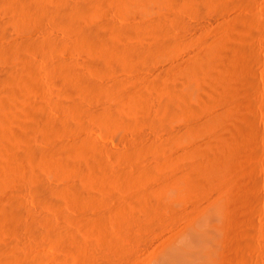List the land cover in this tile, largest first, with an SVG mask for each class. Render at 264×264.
Returning <instances> with one entry per match:
<instances>
[{
    "label": "rangeland",
    "instance_id": "374dc122",
    "mask_svg": "<svg viewBox=\"0 0 264 264\" xmlns=\"http://www.w3.org/2000/svg\"><path fill=\"white\" fill-rule=\"evenodd\" d=\"M43 1L47 5L50 3V0ZM76 1L73 0L72 3L69 0L68 2L69 4H74ZM106 1L101 0L99 3H97V0L95 1L96 4L93 5L94 9L91 11L94 15H87V19L89 18L88 22L93 23V25L96 23H98L96 25H99L100 23L101 26V21H105V24L109 20L112 25L110 24L107 29L115 24H117L115 25L117 27L123 25L122 27L126 28L131 20H129L128 14L124 11V6L122 7L116 1H110V3ZM54 2L55 0L48 6L53 5V7H56L59 1H56L57 3ZM229 2L231 3L228 4ZM113 3L114 5L112 6ZM220 3L216 2V6L212 4L196 7L193 3L181 1L179 3L181 7L178 6L174 10L176 13L168 12V17L167 12L164 11L165 7L159 8L163 12L159 11L158 7L150 6L147 8L145 15L142 16L143 18L141 17V20L139 18V20L134 21V25H136L134 28L139 27L136 31H140L141 22L154 19L159 13H164L166 22V31L164 33H167L164 36H169L170 40L173 39V41L165 37V39L167 38L165 45L169 43L165 47L170 52H167L164 48L165 51H162L160 55L150 57L152 60L139 57L140 60L137 57V61L135 58L131 59L134 61L129 60V58L126 60V55L123 52L118 53L119 55L116 53V56L121 55L120 57H115V53L111 55L113 53L111 51L114 49L110 50V54L107 53L108 50L100 53L103 50L97 49L98 47L96 48L97 51H93L89 45V47H85L86 43L82 44L83 41L80 42L79 37L72 36L70 32H64L66 30L56 27L52 19H48L42 24L37 21H27V24L25 21H19L20 23L18 24V20H10L11 14L9 10L13 8L8 10V8L5 9V6L1 5L0 17L2 19L0 18V20L2 22L0 21V25L2 26H0V43L2 44L0 46L7 47L5 43L14 46L22 40L29 42L31 37L32 48L37 43L35 44L36 49H27L23 55H26V52L27 54L29 53L28 57L33 61L28 62L30 59L26 58L27 65V63L23 62L25 59H21L25 69L31 64V66H36L32 67L35 70L37 69L38 72L36 71L37 74L34 72L37 76L33 75V77L36 76V79L32 78L34 81H32L33 85L36 84L35 86L32 85L34 88L28 87L29 82L25 83L28 89L22 87L24 82L22 83L20 79L21 84L16 79L11 80V83L8 81L10 79L4 80L6 82L2 84H7V87L2 85L3 89L2 87L0 88V109L4 110V112L0 111V118L2 117L0 122L2 120L3 124L6 121L3 126L6 128L7 133L9 129L6 126L15 124L13 131L16 134L15 136L18 135L17 137L12 135L15 138L9 136L12 130V126L10 127L9 125L8 128H11V130H9L8 134L4 135L5 130H0L1 132L3 131V134L0 133L2 135L0 140L3 139L4 141L5 137L9 136L6 137V141L0 142V150H2L0 151V164H2L0 166H3L0 169L2 168V174L6 175L2 176L0 170V209H2L0 211L4 212V215H0V229L5 230L4 232L0 230V264H162V262L163 264H264V0H224V2L222 0ZM220 7L223 8L220 9ZM105 9H108L106 14ZM2 11L7 12L3 14ZM202 11L204 12L202 13ZM101 12H103L106 19H101L104 16ZM176 16L179 17V22ZM94 17H96L95 20L93 19ZM124 18L126 20H123ZM29 23L32 30L29 29ZM123 23H126V26ZM3 24H5V27ZM138 24L139 26H137ZM3 28H5L4 31ZM24 28L26 29L23 32L22 29ZM37 28H39V33L36 31ZM33 29L36 32H33ZM140 32L138 33L140 36H137L138 34L136 33L138 38L133 34L134 36L131 35V38L129 37L130 40L123 38V42L125 41L124 43L127 45L129 41L133 39L135 41L137 38L136 44L131 41L132 44L129 43L132 46H128L143 47L142 42L139 41L143 40L145 41L143 43H146V40H144L145 38L142 39L143 37L140 39L141 36H144ZM50 37L52 39L56 38V40L59 39L60 43L58 42L56 46L53 45L50 43L52 42ZM72 38L75 42L72 41ZM33 39L35 43H33ZM167 40L174 44H170ZM39 41L41 43L44 41L46 44H39ZM12 42L15 44H10ZM123 42L122 44H124ZM75 43L78 45H75ZM229 43H231V46ZM168 46L171 48L169 47L168 49ZM54 47L55 49H53ZM123 47H126L125 44ZM208 52L219 55L223 69L221 68L217 72L207 65L204 56ZM100 54H103V57L105 54H109V56H105L107 60L102 57L104 63L115 64L113 65L114 69H112L114 72L111 71L110 75H103L105 74L103 73L104 71L99 69L102 59L99 60L101 61L99 63L96 58ZM122 55L124 56L122 57ZM200 56L203 58L201 57L200 59ZM2 57L0 55V75L8 76V73L12 75V73L15 74L18 73L17 71H22V62V66H20V63L13 61L10 63L9 59L5 57L6 61H4L5 58L3 55ZM123 58L124 60H122ZM144 59L145 61H143ZM47 60L55 63L65 62V60V63H67L68 61L69 64H73L79 71H83L81 73H83L85 80L93 81V84L97 82L96 85L100 82L101 87H105L104 89L107 87L109 89L114 84L111 89L116 87V91L119 90L117 95L127 94L125 101L123 100L122 102L124 106L116 108V103H114L111 95V97L104 95L99 99L89 93L87 95V90H83V92L78 90L76 94L75 92H67L61 83L51 81V73L49 74L48 71L51 72L56 64L50 62V71V68H48L49 61L47 62ZM197 64L199 65L197 66ZM14 65L16 67H13ZM53 65L54 67H52ZM89 65L92 67H89ZM188 65L191 66L188 67ZM203 66L208 68V71H206L209 72L210 76V73H212L208 82L201 80V72L198 74L200 70L197 71ZM192 69H195V71ZM171 70L173 71L171 72ZM111 74L114 75H112L114 78H111ZM216 74L218 75L215 77ZM109 79L111 80L109 81ZM14 81L15 83L16 81L18 82L16 84L17 88L14 87ZM8 82L11 86L10 84L8 85ZM12 82L14 86H12ZM164 83L165 85H163ZM19 84L21 86L18 87ZM170 84L172 87H170ZM137 85L139 86L137 87ZM9 86L12 88L10 89ZM120 88L122 89L121 93ZM167 88H171L170 90L174 93L172 91L170 93ZM3 91H5V94L2 93ZM26 91H28L27 94ZM230 91L233 92L231 93ZM66 93L70 96H67ZM177 93L179 97L181 95L180 98H178ZM81 94L83 95L81 96ZM171 94L174 95V98ZM185 94L186 98H182L185 97ZM2 96L4 98H1ZM9 96L12 97L9 98ZM22 96L24 97L22 98ZM70 97L73 101L78 99L80 107L77 102L73 103ZM131 97L132 99H130ZM211 98H213V102ZM6 99H9L8 102L13 101V106L16 107L18 105L17 113L15 114L17 121L14 119L13 122H7L8 113L5 111H7V105H11V103L8 104ZM2 100L5 103H2ZM204 101L207 102L203 103ZM71 102L73 105H77V107L74 105L76 109H73L75 107H72ZM182 102L185 103L183 104L184 106L187 105L185 108H183ZM210 102L212 103L210 104ZM6 103L7 105L3 107V104ZM107 103L111 104L108 105ZM69 105L71 108H69ZM170 105L173 106L171 107ZM81 106L83 107L81 108ZM78 107L80 110L77 109ZM109 107L112 113H118V109L122 108L121 116L119 114L118 116L117 113H114L115 116L111 114L114 120H111L112 124H110L109 120L112 117L107 119L110 122L109 124L104 122L106 118L103 112L108 111ZM197 108L201 110L199 109V111ZM172 109L175 111H172ZM78 110L85 111V113ZM33 112L44 115L45 125L42 124L43 121L37 124L39 121L35 119L36 117L34 118L35 115L32 116ZM72 116L75 117L72 119ZM139 116L141 118L145 116L146 120H141ZM169 116L170 118H167ZM132 118L135 120L138 118L139 120L137 119L138 121L136 120V122L141 123H136ZM130 119L134 121V125L133 123L131 124ZM45 120H50L49 124ZM101 120L103 123H101ZM17 122L19 125H17ZM22 122H25L26 127ZM113 122L117 124L113 125ZM46 123L47 125L54 124L53 128L51 127V129L48 126L50 130H47ZM118 123H123V125ZM40 128L43 129L41 130ZM55 129L60 130L54 132ZM24 130H27L26 133ZM51 130H53L52 133H50ZM12 139L15 140L13 141ZM24 139L29 142H23ZM12 141L14 144L19 143L15 146ZM11 142L14 146H12ZM80 142H83L86 146L88 145L87 148L89 149L94 146L93 150H97V158L90 159L89 157L83 158L81 156L83 158L81 162L79 157L77 160V157L73 156L76 159L74 160L75 162L71 161V166L69 164V167L64 165L63 169L62 166L57 167L56 165L54 169L55 164L52 167V162L45 160V158L43 159V155H40H46L49 152L53 154L57 149V151H63L64 148V150H70L69 144L70 147L74 146L77 149L80 147ZM24 145L29 150L27 148V150L25 148H23V151L22 148L19 150ZM91 145L92 147H90ZM9 148L12 151L17 148L19 153L27 158V160L21 159L18 161V163L20 162L19 165L22 162L25 168L22 164L20 167L18 166L19 169L16 168L18 170L15 169L14 171L15 173L17 172V176L14 172L9 171V165H7L11 154ZM71 148L72 151L75 150L73 147ZM22 152L24 153L22 154ZM2 160L5 161L2 162ZM41 161L43 165L40 163ZM78 163L81 165H77ZM37 164L40 165L38 166ZM72 165L75 166L73 167ZM4 167L8 169L5 170ZM93 169L95 170L94 172L92 171ZM39 171H42V173H39ZM33 173L35 174L32 177ZM94 176L100 178L98 182L96 181L98 179L96 178L95 180ZM102 177L105 178L103 179ZM22 178L23 180H20ZM92 178L93 180H91ZM31 179H33V183H31ZM40 179L44 181L43 183L46 184V187L51 189V194L53 193V196L51 195L52 199H44V201L41 198L38 200L36 197L35 186H33L35 185L34 180L38 183ZM101 180L102 182H100ZM91 185L92 188L90 187L89 189L88 186ZM52 190H56V193ZM62 190L66 191H64L65 194L68 193L66 194L67 196L63 194ZM165 193L168 194L165 196ZM58 194L61 195H59V199ZM137 200L145 204H138ZM149 201L150 203H148ZM50 203H53V205H50ZM166 207H169V210ZM11 209L16 211L15 217L18 215L20 217L18 216L14 219V212ZM9 210L12 211V215ZM15 220L19 221L16 222ZM66 238H69L67 240L69 242L64 240ZM179 239L183 240L184 246L182 249L179 247L181 243ZM67 243L69 248L65 246Z\"/></svg>",
    "mask_w": 264,
    "mask_h": 264
},
{
    "label": "bare ground",
    "instance_id": "6f19581e",
    "mask_svg": "<svg viewBox=\"0 0 264 264\" xmlns=\"http://www.w3.org/2000/svg\"><path fill=\"white\" fill-rule=\"evenodd\" d=\"M52 1H54V0H50V3H48V5L50 4L51 5V2ZM56 1H59L58 2V4L56 5V7L54 8L53 7V5L52 6H48L47 5V3L46 2H44L43 0H0V7H2V6H5V9L6 8H8V10H9V8L11 9V8H13L12 10H9V12H10V20H12V21H17L18 22V24L20 23L19 21H25L26 22V24L29 22V21H31V22H35V21H37V22H39L40 24H42V23H44L45 21H47L48 19H52L55 23H53V24H55L56 25V27L58 26V27H60L61 29H64V30H66V31H64V32H70L71 34H72V36L74 35V36H76L78 39H80V42L81 41H83L82 42V44H84V43H86V45H85V47H91L92 48V50L93 51H97L96 50V48L97 49H101V50H103L102 52H100V51H98V52H100V53H103V52H107L106 50H108V52L107 53H111V52H113V53H111V55L112 54H114V56L115 57H120V56H116L118 53L120 54V52H123L124 53V55H126L125 57L127 58L126 60H128V58H129V60H131V59H136L137 57H138V59H142V58H149L150 60H152L150 57H153V56H155V55H157L158 56V54L160 55L161 54V52L162 51H165L166 49H167V47H165V46H167V45H165V42H166V39H165V37H168V39L170 40V37L169 36H164V34H167V33H164L166 30V27H165V24H166V22H165V14L164 13H157L158 15L154 18V19H150V20H145L144 22H141L142 24H141V29H140V33H142L141 35H144V36H141L140 37V39L142 38V39H144V40H146V43H143V42H145V41H139V42H142V45H143V47H141V48H135L136 47V45H134L135 47H129V46H132L131 44L133 43H135L136 42V39L138 38L137 36H140V34H138L139 32H137L136 31V29H138L139 27H137V28H134V26H136V25H134L135 24V20H139V18H140V20H141V17L143 16V15H145V13H146V10H147V8H149L150 6H152V7H158L157 9L159 10V8L160 7H165L164 8V11L165 12H167V17L169 16L168 15V12L170 13L171 11L172 12H174V10L178 7V6H180L181 4H179L181 1L182 2H185V3H193V4H195L196 5V7L198 6H200V7H204L205 5H212V4H215L216 2H221L222 0H107L106 2H109L110 3V1H116L117 3H119V5L121 4L122 5V7L124 6V8L123 9H125L124 11L128 14V16H129V20H131V21H129L130 23H128L129 25H131V26H129L128 24V26H126L125 24L127 23L126 21V23H123L125 26H126V28H123L122 26L123 25H121V27H120V25H119V27H117V26H115V25H117V24H115V25H113V27L112 26H110V28L109 29H107V27L111 24L112 25V23L108 20L105 24H104V22L103 21H101L102 23H101V26H100V23H99V25H96V24H98V23H96L95 25H93V23H89L88 21V19H87V15H92L93 14V12H91L93 9H94V7H93V5L94 4H96L95 3V1L96 0H79V1H76L74 4H72L73 2V0H70L71 2V4H69V0H65V1H67V2H65L64 0H55V2ZM99 1H101V0H97V3H99ZM248 1V0H247ZM47 2H49V1H47ZM54 2V3H55ZM223 2H224V0H223ZM226 2V1H225ZM57 3V2H56ZM109 3H108V5H109ZM231 2H229L228 4H230ZM101 4V3H100ZM103 4V3H102ZM101 4V5H102ZM2 5V6H1ZM10 5V6H9ZM104 5V4H103ZM114 5V3L112 4V6ZM220 5H221V3H220ZM105 6V5H104ZM107 6V5H106ZM190 6V5H189ZM214 6H216V4L214 5ZM218 7H219V5H217ZM53 7V8H52ZM96 7H97V5H96ZM109 7V6H108ZM116 7V6H115ZM117 7H119V6H117ZM181 7V6H180ZM191 7V6H190ZM193 7H195V6H193ZM195 7V8H196ZM226 7V6H225ZM101 8H102V6H101ZM106 8V7H105ZM189 8V7H188ZM221 8H223V7H220V9ZM1 10H2V8H0ZM118 9V8H117ZM200 9V8H199ZM206 9H207V7H206ZM218 9V8H217ZM7 10V11H8ZM101 10V9H100ZM108 10V9H107ZM107 10L105 9L104 11H105V14H106V12H107ZM121 10V9H120ZM163 10V9H162ZM195 10V9H194ZM202 10V9H201ZM204 10V9H203ZM4 11V10H3ZM2 11V13L3 14H5L6 12H3ZM102 11V10H101ZM103 11V12H104ZM159 11H161V10H159ZM177 11V10H176ZM199 11V10H198ZM206 11V10H205ZM207 11H208V9H207ZM1 12V11H0ZM91 12V14H89ZM98 12H100V11H98ZM103 12H101V14H103ZM122 12V11H121ZM156 12V11H155ZM161 12H163V11H161ZM196 12V11H195ZM204 11H202V13H203ZM174 13H176V12H174ZM201 13V12H200ZM208 13H210V12H208ZM205 14V13H204ZM8 15V14H7ZM94 15V14H93ZM104 15V14H103ZM121 15H122V13H121ZM126 15V14H125ZM176 15V14H175ZM175 15H173V17H175ZM177 15H178V12H177ZM4 16V15H3ZM170 16H171V14H170ZM90 17V16H89ZM105 17V15L103 16V18L101 17V19H106V18H104ZM106 17H107V15H106ZM126 17V16H125ZM172 17V16H171ZM170 17V18H171ZM177 17V16H176ZM1 18V17H0ZM92 18V17H91ZM90 18V19H91ZM95 18L96 17H94L93 19L95 20ZM122 18H123V16H122ZM143 18V17H142ZM147 18V17H146ZM179 17H177V21L179 22V19H178ZM2 19V18H1ZM7 19H9V18H7ZM172 19V18H171ZM176 19V18H175ZM92 20V19H91ZM123 20H126L125 18L123 19ZM144 20V19H143ZM142 20V21H143ZM1 21V20H0ZM9 21V20H8ZM7 21V22H8ZM28 21V22H27ZM96 21H98V20H96ZM167 21V20H166ZM174 21V20H173ZM180 21H182V20H180ZM2 22V21H1ZM5 22V21H4ZM11 22V21H10ZM92 22V21H91ZM109 22V23H108ZM168 22V21H167ZM184 22V21H183ZM12 23V22H11ZM15 23V22H14ZM24 23V22H23ZM48 23V22H47ZM136 23H138L137 21H136ZM172 23V22H171ZM9 24V23H8ZM15 24H17V23H15ZM25 24V25H26ZM103 24V25H102ZM114 24V23H113ZM169 24V23H168ZM179 24V23H178ZM5 24H3V26H4ZM10 25V24H9ZM13 25V24H12ZM29 26L31 25L30 23L28 24ZM27 25V26H28ZM37 25V24H36ZM35 25V26H36ZM46 25V24H45ZM0 26H2V25H0ZM16 26V25H15ZM27 26H25L26 28H29V27H27ZM33 26V25H32ZM43 26H44V24H43ZM42 25H41V27H43ZM137 26H139V24L137 25ZM169 26V25H168ZM5 27V26H4ZM17 27H19V26H17ZM21 27H22V25H21ZM23 27H24V24H23ZM22 27V28H23ZM40 27V26H39ZM55 27V26H54ZM26 28H24V29H22L23 30V32H24V30L26 29ZM33 28V27H32ZM35 28V27H34ZM29 29H31V26H30V28ZM38 29L39 28H37V32H38ZM2 30V29H1ZM5 30V28H3V31ZM22 30H20V31H22ZM32 30V29H31ZM42 30V29H41ZM168 30V29H167ZM36 31H34V29H33V32H36ZM30 32V31H29ZM32 32V31H31ZM32 32V33H33ZM1 33V32H0ZM4 33V32H3ZM39 33V32H38ZM38 33H36V34H38ZM138 35H137V34ZM34 34V33H33ZM35 34V35H36ZM66 34H68V33H66ZM70 34V35H71ZM133 34H135V36L137 37L136 39H135V41H134V39L133 40H131V41H133L132 43H131V41H129L130 39H129V37L131 36V35H133ZM1 35V34H0ZM32 36V35H31ZM37 36V35H36ZM134 36V35H133ZM3 37V36H2ZM1 37V38H2ZM33 37V36H32ZM35 37V36H34ZM35 38H38V37H35ZM51 38V37H50ZM77 38H75L74 37V39L77 41V42H79L78 41V39ZM123 38L125 39V38H128L129 40V42L131 43H129L128 42V44L126 45V43H124L123 42ZM131 38V37H130ZM39 39V38H38ZM73 39V38H72ZM72 40V41H74L75 42V40ZM172 39V38H171ZM181 39V38H180ZM37 40V39H36ZM48 40V39H47ZM50 40H52V42H50V43H52L53 45H58V42L60 43V41H59V39H57L56 40V38L54 39H50ZM55 40V41H54ZM169 40H167V42L169 41ZM174 40H175V38H174ZM241 40V39H240ZM242 40H244V39H242ZM246 40V39H245ZM244 40V41H245ZM26 41H27V39H26ZM29 41V40H28ZM33 41H34V39H33ZM45 41V40H44ZM44 41L42 42V43H44ZM57 41V42H56ZM70 41V40H69ZM170 41H173V39L172 40H170ZM169 41V42H170ZM176 41H178V40H176ZM232 41V40H231ZM234 41V40H233ZM46 42V41H45ZM49 42V41H48ZM47 42V43H48ZM122 42L125 44V46L126 47H123L124 46V44H122ZM240 42V41H239ZM16 43H18V42H16ZM33 43H35V41L33 42ZM41 42L39 41V44H40ZM41 43V44H42ZM71 43H73V42H71ZM172 43V45L174 44L173 42H170V44ZM238 43V42H237ZM236 43V44H237ZM0 44H2V43H0ZM10 44H15L14 42H12V43H10ZM35 44H37V43H35ZM35 44H34V48L36 49V46H35ZM46 43H44V45H45ZM49 44V43H48ZM52 44H51V46H52ZM77 43H75V45H76ZM80 44V43H79ZM136 44V43H135ZM138 44V43H137ZM230 44V46H231V43H229ZM3 45H4V43H3ZM9 44H6L5 43V46H7V47H3L2 45L0 46V47H2V48H0V55H1V58H3L2 57V55L4 56V58L6 57L7 59H9V61H10V63H11V61H13V62H18V63H20V66H22L21 65V62H22V59L24 58L25 59V61H23L24 63H27V65H28V62L29 61H31L32 59L31 58H29L28 57V54H27V52H26V55H27V57H26V55H23V53L25 54V51H27V49L29 50L30 48H32L33 47V44L31 43V37H30V41L29 42H24L23 40L20 42V43H18V44H15L14 46H8ZM43 45V46H44ZM72 45V44H71ZM78 45V44H77ZM81 45V44H80ZM89 45V46H88ZM129 45V46H128ZM141 45V46H142ZM41 46V45H40ZM39 46V47H40ZM82 46V45H81ZM128 46V47H127ZM140 46V45H139ZM238 46H239V44H238ZM50 47V46H49ZM49 47H48V49H49ZM58 47V46H57ZM59 47H60V44H59ZM108 47H110V48H112V49H108ZM137 47H138V45H137ZM169 47L170 46H168V49H169ZM34 48H32V50L34 49ZM107 48V49H106ZM164 48H165V50H164ZM171 48V47H170ZM234 48V47H233ZM236 48V47H235ZM26 49V50H25ZM34 49V50H35ZM44 49H45V47H44ZM53 49H55V47L53 48ZM89 49V48H88ZM114 49V50H113ZM176 49V48H175ZM238 49V48H237ZM52 50V49H51ZM110 50H113V51H111L110 52ZM203 50H205V49H203ZM40 51V50H39ZM115 51V52H114ZM117 51V52H116ZM167 51V50H166ZM207 51H210V50H207ZM167 52H170V50L169 51H167ZM167 52H165V53H167ZM201 52V51H200ZM206 52V51H205ZM215 52H217V51H215ZM228 52V51H227ZM236 52V51H235ZM32 53H33V51H32ZM117 53V54H116ZM232 53V52H231ZM241 53V52H240ZM90 54V53H89ZM98 54V53H97ZM109 54H107L108 56H109ZM118 54V55H119ZM247 54V53H246ZM101 55V57H99ZM100 55H98L97 56V58L96 59H98V62L100 63L101 61H99V60H101L102 59V63H100V67H99V69H102L104 72L103 73H105V74H103V75H108L109 73H111V71H113L112 69H114V66L113 65H115V64H110L109 62L108 63H104V57L106 56L107 57V55L105 54V56L103 57V54H100ZM124 55H122V57L124 56ZM169 55V54H168ZM199 55V54H198ZM226 55V54H225ZM235 55H237V54H235ZM22 56H24V57H22ZM30 56V55H29ZM195 56V55H194ZM203 56V55H202ZM202 56H200L199 58L201 59V57ZM228 56H229V54H228ZM48 57V56H47ZM100 59H99V58ZM103 57V58H102ZM106 57H105V59H106ZM114 57V58H115ZM140 57V58H139ZM156 57V56H155ZM161 57V56H160ZM160 57H159V59H160ZM0 58V59H1ZM6 58H5V60L4 61H6ZM22 58V59H21ZM26 58H29L30 60H28V62H26L27 60H26ZM49 58V57H48ZM111 58V57H110ZM112 58H113V56H112ZM196 58V57H195ZM194 58V59H195ZM203 58V57H202ZM204 58H205V60H206V63H207V65L212 69H215V71H220V69L222 68V66H221V61H220V58H219V55L216 53V54H213V52H212V54H210L209 52H208V54L206 55V56H204ZM233 58H235V57H233ZM94 59V58H93ZM118 59H121V58H118ZM140 59V60H141ZM145 59L143 60V61H145ZM146 59V60H147ZM155 59V58H154ZM158 59V58H157ZM192 59V58H191ZM197 59V58H196ZM237 59V58H236ZM245 59V58H244ZM53 60V59H52ZM107 60V59H106ZM122 60H124V58L122 59ZM139 60V61H140ZM229 60V59H228ZM8 61V60H7ZM33 61V60H32ZM31 61V62H32ZM49 60H47V62H48ZM55 61H56V59H55ZM58 61H59V59H58ZM60 61H63V60H60ZM109 61V60H108ZM111 62H112V60H110ZM117 61V60H116ZM131 61H134V60H131ZM130 61V62H131ZM136 61H137V59H136ZM190 61V60H189ZM241 61H243V60H241ZM22 62V63H23ZM30 62V63H31ZM51 60L49 61V65L52 63L53 64V62L54 61H52L51 63ZM65 62H66V60H65ZM65 62H59V63H55L56 65H55V67H54V65L52 66V67H54V68H52V71H51V65L49 66L48 65V68H50V71L51 72H49L48 71V73L51 75V81H53L54 83L56 82V83H61L62 84V86H64L63 88H66V90H67V92H75V94H76V91H78V90H82V92H83V90H87L88 92H86V94L87 93H89V94H91V95H93V96H95V98H102V96H107L108 97V95L110 96H112V99H114V103H116L115 105L117 106L116 108H119V107H123L124 106V104H122V102H123V100L124 99H126L125 97H127V94L126 95H120V94H118L117 95V93H119V90L118 91H116V87H114L113 89H111L112 88V86L114 85H112L109 89H104L105 87H101V85H100V82H98L99 84L98 85H100V86H98V85H96V83L95 84H93V81H87V80H85L83 77V73H81V72H83V71H79L77 68H75V66L73 65V64H69L68 63V61H67V63H65ZM183 62V61H182ZM193 62H194V60H193ZM199 62H200V60H199ZM9 63V62H8ZM9 63V64H10ZM24 63H23V66H24ZM74 63H76L75 61H74ZM92 63V62H91ZM112 63H114V62H112ZM117 63V62H116ZM121 64H122V62H120ZM146 63V62H145ZM179 63V62H178ZM184 63V62H183ZM197 63H198V61H197ZM202 63H203V61H202ZM230 63V62H229ZM14 64V63H13ZM33 64V63H32ZM35 64V63H34ZM126 65H127V63H125ZM130 64V63H129ZM182 64V63H181ZM189 64H191V63H189ZM204 64H205V61H204ZM11 66H12V64H10ZM9 65V66H10ZM16 65V64H15ZM13 66V67H16V66ZM26 65V66H27ZM85 65V64H84ZM97 65V64H96ZM173 65V64H172ZM177 65H180V64H177ZM193 65V64H192ZM195 65V64H194ZM199 64H197V66H198ZM225 65V64H224ZM22 66V68H21V70L22 71H17V69H16V71L18 72V73H15V74H13L12 73V75L10 74L9 75V73H8V76L7 75H5V74H7V73H5L4 75L5 76H3V75H0V88L2 87V89H3V86L4 85H6V87H7V84H2V83H4V82H6V81H4V80H8V79H10V80H8L9 82L12 80H18V82L20 83V81L23 83L24 82V84H23V86L22 87H26L25 86V83H27V82H29V84H31V85H29L28 84V87L30 86V87H33V86H35V85H33V79L35 80L36 79V71H37V69L35 70V68H33L32 66H34V65H32L31 66V64L29 65V66H27V68L25 69V66L23 67ZM46 66H47V64H46ZM82 66V65H81ZM189 66H191V65H188V67ZM197 66H196V68H197ZM233 66V65H232ZM34 67H36V66H34ZM39 67V66H38ZM78 67H80V66H78ZM89 67H92V66H90L89 65ZM123 67V66H122ZM133 67V66H132ZM136 67V66H135ZM175 67V66H174ZM199 67H201V66H199ZM10 68V67H9ZM19 68V69H20ZM24 68V69H23ZM47 68V67H46ZM98 68V67H97ZM117 68H120V67H117ZM116 68V69H117ZM137 68V67H136ZM183 68H186V67H183ZM192 68V67H191ZM1 69V68H0ZM80 69V68H79ZM89 69V68H88ZM123 69V68H122ZM208 68H205L204 66L202 67V68H200V69H197V71L198 70H200L199 71V73L198 74H200V72H201V75H200V77H201V80H203L204 82H208V81H210V77L212 76V73H210L211 74V76L209 75V72H207L208 70H207ZM223 69V68H222ZM230 69V68H229ZM5 70V69H4ZM11 70H12V68H11ZM10 70V71H11ZM14 70H15V68H14ZM82 70V69H81ZM119 70V69H118ZM136 70V69H135ZM175 70V69H174ZM183 70V69H182ZM188 70V69H187ZM193 71H195V69H192ZM207 70V71H206ZM2 71V70H1ZM13 71V70H12ZM85 71H87V70H85ZM120 71H121V69H120ZM170 71V70H169ZM173 70H171V72H172ZM184 71V70H183ZM228 71V70H227ZM6 72H8V71H6ZM36 74H35V73ZM38 72V71H37ZM114 72V71H113ZM118 72V71H117ZM167 72H168V70H167ZM171 72H169L170 74H171ZM217 72H215V73H217ZM2 73V72H1ZM87 73V72H86ZM100 73H102V72H100ZM99 73V74H100ZM214 73V72H213ZM36 75V76H34L33 77V75ZM98 74V75H99ZM118 74V73H117ZM189 74V73H188ZM196 74H197V72H196ZM219 74V73H218ZM218 74H216L215 75V77L218 75ZM85 75V74H84ZM110 75V74H109ZM112 75L113 74H111V78H114V77H112ZM172 75H174V74H172ZM187 75V74H186ZM189 75H191V74H189ZM214 75V74H213ZM220 75V74H219ZM229 75V74H228ZM231 75V74H230ZM39 76V75H38ZM114 76V75H113ZM192 76V75H191ZM100 77V76H99ZM107 77H109V76H107ZM106 77V80L108 79ZM165 77H166V75H165ZM193 77V76H192ZM219 77V76H218ZM229 77V76H228ZM33 78V79H32ZM161 78V77H160ZM19 79H20V81H19ZM32 79V80H31ZM38 79V78H37ZM87 79V78H86ZM162 79V78H161ZM165 79V78H164ZM220 79V78H219ZM222 79V78H221ZM229 79V78H228ZM232 79V78H231ZM95 80V79H94ZM105 80V79H104ZM111 79H109V81H110ZM114 80V79H113ZM119 80V79H118ZM182 80V79H181ZM200 80V81H201ZM215 80V79H214ZM217 80V79H216ZM224 80H225V78H224ZM30 81H31V83H30ZM33 81V82H32ZM37 81V80H36ZM108 81V80H107ZM153 81V80H152ZM159 81V80H158ZM173 81V80H172ZM223 81V80H222ZM235 81V80H234ZM8 82V85L11 83H9ZM18 82L16 81V83H15V81H14V84H15V86L13 85V82H12V86H14V87H16L17 85L16 84H18ZM92 82V83H91ZM105 82V81H104ZM112 82V81H111ZM154 82V81H153ZM181 83H182V81H180ZM202 82V81H201ZM217 82V81H216ZM37 83V82H36ZM54 83H52V84H54ZM103 83V82H102ZM128 83V82H127ZM157 83V82H156ZM187 83V82H186ZM210 83V82H209ZM21 84V83H20ZM18 85V87L19 86H21V85ZM58 84V85H59ZM116 84V83H115ZM121 84H123L122 82H121ZM155 84V83H154ZM158 84H161V83H158ZM172 84V83H171ZM171 84H170V87H172L171 86ZM203 84V83H202ZM211 84V83H210ZM217 84V83H216ZM3 85V86H2ZM33 85V86H32ZM119 85H120V83H119ZM157 85V84H156ZM163 85H165V83L163 84ZM168 84H166V86H167ZM220 85H221V83H220ZM238 85V84H237ZM10 86H11V84H10ZM9 86V87H10ZM60 86V85H59ZM126 86V85H125ZM139 85H137V87H138ZM165 86V87H166ZM180 86V85H179ZM38 87V86H37ZM136 87V86H135ZM156 87V86H155ZM158 87V86H157ZM167 87H169V85L167 86ZM229 87H231V86H229ZM12 87H10V89H11ZM17 88V87H16ZM27 88V87H26ZM34 88V87H33ZM59 88V87H58ZM62 88V89H63ZM80 88H82V89H80ZM127 88H128V86H127ZM180 88V87H179ZM178 88V89H179ZM209 88V87H208ZM227 88V87H226ZM235 88H237V87H235ZM239 88V87H238ZM19 89V88H18ZM25 89V88H24ZM28 89V88H27ZM31 89V88H30ZM118 89V88H117ZM147 89V88H146ZM151 89V88H150ZM163 89V88H162ZM168 89V91L171 89H169V88H167ZM233 89V88H232ZM4 90H8V89H4ZM65 90V89H64ZM109 90V91H108ZM121 88H120V93H121ZM131 90V89H130ZM138 90V89H137ZM152 90V89H151ZM160 90V89H159ZM164 90H165V88H164ZM164 90H163V93H164ZM174 90V89H173ZM234 90V89H233ZM238 90V89H237ZM19 91V90H18ZM60 91H62V90H60ZM145 91H147V90H145ZM155 91H156V89H155ZM157 91H158V89H157ZM171 91L172 90H170L169 92L171 93ZM175 91V90H174ZM217 91H219V90H217ZM222 91V90H221ZM236 91V90H235ZM16 92V91H15ZM27 92L28 91H26V94H27ZM66 92V91H65ZM84 92V93H85ZM129 92V91H128ZM140 92V91H139ZM169 92H167V93H169ZM173 92V91H172ZM180 92V91H179ZM178 92V93H179ZM207 92V91H206ZM209 92V91H208ZM210 92H212V91H210ZM228 92V91H227ZM226 92V93H227ZM231 92V91H230ZM233 92V91H232ZM231 92V93H232ZM238 92V91H237ZM2 93H4L5 94V91H3ZM13 93V92H12ZM70 93V94H71ZM123 93V92H122ZM126 93V92H125ZM131 93V92H130ZM155 93V92H154ZM166 93V92H165ZM169 93V94H170ZM174 93V92H173ZM178 93H177V95H178ZM181 93V92H180ZM17 94V93H16ZM25 94V95H26ZM141 94V93H140ZM168 94V95H169ZM175 94H176V92H175ZM184 94V93H183ZM228 94H229V92H228ZM8 95V94H7ZM18 95V94H17ZM16 95V96H17ZM20 95V94H19ZM24 95V96H25ZM66 95H67V93H66ZM69 95V94H68ZM67 95V96H68ZM78 95V94H77ZM83 94H81V96H82ZM88 95V94H87ZM133 95V94H132ZM172 95V94H171ZM219 95H221V94H219ZM225 95V94H224ZM12 96H13V94H12ZM12 96H9V98L10 97H12ZM24 96H22V98L24 97ZM27 96V95H26ZM25 96V97H26ZM70 96V95H69ZM74 97H75V95H73ZM72 96V97H73ZM110 96V97H111ZM129 96V95H128ZM144 96V95H143ZM173 96V98H174V95H172ZM185 97H182V98H186V94L184 95ZM188 96V95H187ZM201 96V95H200ZM207 96V95H206ZM217 96H218V94H217ZM6 97V96H5ZM8 97V96H7ZM15 97V96H14ZM13 97V98H14ZM17 97H20V96H17ZM73 97V98H74ZM76 97H78V96H76ZM136 97V96H135ZM165 97V96H164ZM180 97H181V95H180ZM179 97V95H178V98H180ZM1 98H4L3 96L1 97ZM28 98V97H27ZM71 98V97H70ZM90 98V97H89ZM134 98V97H133ZM181 98V99H182ZM218 98H220V97H218ZM21 99V98H20ZM19 99V100H20ZM78 99H79V97H78ZM78 99L77 100H75V101H73V99L71 98V100L73 101V103H75V102H77V105H79L80 103H78ZM94 99V98H93ZM130 99H132V97L130 98ZM140 99V98H139ZM169 99V98H168ZM177 99V98H176ZM213 98H211V100H212ZM5 100V99H4ZM4 100H2L1 102L2 103H5V101ZM7 100V102H8V100L9 99H6ZM92 100V99H91ZM109 100V99H108ZM174 100V99H173ZM179 100V99H178ZM178 100H176V101H178ZM189 100H190V98H189ZM208 100V99H207ZM14 101H15V99H14ZM98 101V100H97ZM100 101V100H99ZM125 101V100H124ZM128 101V100H127ZM142 101V100H141ZM145 101V100H144ZM184 101V100H183ZM101 102H103L102 100H101ZM181 102V101H180ZM179 102V103H180ZM185 102V101H184ZM186 102H188V101H186ZM205 102H207V101H204L203 103H205ZM212 102H213V100H212ZM212 102H210V104L212 103ZM9 103H11V105L9 104ZM13 101L12 102H8V104L9 105H7V103L6 104H3L4 106L3 107H5L6 105H7V111H5V112H7L8 113V116H7V122H13L14 121V119H15V114L17 113V106L15 107V106H13ZM23 103H24V99H23ZM73 103L71 102V104H72V107L74 106V105H76V104H74L73 105ZM105 103V102H104ZM103 103V104H104ZM125 103V102H124ZM128 103V102H127ZM144 103V102H143ZM209 103V102H208ZM15 104V103H14ZM18 104V103H17ZM70 104V105H71ZM82 104V103H81ZM102 104V103H101ZM108 104V103H107ZM111 104V103H110ZM110 104H108V105H110ZM136 104V103H135ZM137 104H139V103H137ZM183 104H185V103H183L182 102V105ZM191 104V103H190ZM16 105V104H15ZM23 105V104H22ZM69 105V106H70ZM77 105H76V107H77ZM105 105V104H104ZM127 105V104H126ZM140 105V104H139ZM139 105H138V108H139ZM144 105V104H143ZM198 106H199V104H197ZM204 105V104H203ZM1 106V105H0ZM83 106H84V104H83ZM83 106H81V108L83 107ZM149 106V105H148ZM169 106V105H168ZM171 106V105H170ZM173 106V105H172ZM171 106V107H172ZM184 106V105H183ZM187 105H185L183 108H185ZM198 106H196V107H198ZM24 107V106H23ZM22 107V108H23ZM75 107V106H74ZM76 107L75 108H73V109H76ZM79 107H80V105H79ZM79 107L77 108V109H79ZM128 107V106H127ZM137 107V106H136ZM170 107V108H171ZM191 107V106H190ZM2 108V107H1ZM21 108V107H20ZM69 108H71V106L69 107ZM96 108V107H95ZM113 108H115V107H113ZM144 108V107H143ZM180 108H181V106H180ZM66 109V108H65ZM84 109H86V108H84ZM100 109V108H99ZM99 109H97V110H99ZM105 109H107V108H105ZM176 109V108H175ZM198 110L200 109V108H197ZM20 110V109H19ZM80 110V109H79ZM78 110V111H79ZM83 110V109H82ZM82 110L81 111H79V112H82ZM93 110V109H92ZM109 110H110V107H109ZM109 110L108 111H105V112H103L104 113V116H105V121L104 122H108L109 120H110V122H108V123H106V124H112V121L111 120H113V117H112V115L115 113H117V112H114V113H112L111 112V110H110V112H109ZM115 110V109H114ZM117 110V109H116ZM119 110H120V113H119ZM122 110V108L121 109H118V113H117V115L119 114H121V111ZM139 110V109H138ZM170 110V109H169ZM168 110V111H169ZM191 110V109H190ZM201 110V109H200ZM199 110V111H200ZM0 111H3L4 112V110H1L0 109ZM21 111V110H20ZM67 111H68V109H67ZM94 111V110H93ZM96 111V110H95ZM124 111V110H123ZM134 111H136V110H134ZM133 111V112H134ZM172 111H175V110H173L172 109ZM185 111V110H184ZM184 111H183V113H184ZM198 111V112H199ZM30 112V111H29ZM40 112V111H39ZM130 112H131V110H130ZM141 112V111H140ZM159 112H160V110H159ZM192 112V111H191ZM22 113H23V111H22ZM25 113V112H24ZM34 114L32 115V116H34V118L35 119H38L37 121H39V123L37 122V124H40V122H42L43 121V123L42 124H44L45 122H44V118L45 117H43L44 115H42V113L40 114H38V112L36 113V112H33ZM38 114V115H36V114ZM77 113V112H76ZM82 113H85V111H83ZM82 113H80V114H82ZM103 113H100V114H103ZM6 114V113H5ZM72 114V113H71ZM112 114V115H111ZM115 114H114V116H115ZM127 114V113H126ZM131 114V113H130ZM130 114H129V116H130ZM185 114V113H184ZM188 114V113H187ZM186 114V115H187ZM190 114V113H189ZM192 114H193V112H192ZM18 115H19V113H18ZM77 115V114H76ZM78 115H79V113H78ZM84 115V114H83ZM118 115V116H119ZM124 115V114H123ZM139 115V114H138ZM141 115H145V114H141ZM176 115V114H175ZM1 116H2V114H1ZM29 116V115H28ZM71 116V115H70ZM80 116V115H79ZM79 116H77V117H79ZM97 116V115H96ZM101 116V115H100ZM99 116V117H100ZM121 116V115H120ZM157 116V115H156ZM190 116V115H189ZM192 116V115H191ZM6 117V116H5ZM73 117H75V116H72L71 118L73 119ZM82 117V116H81ZM112 117V119H109V118H111ZM117 117V116H116ZM123 117H125V116H123ZM140 118H141V116H139ZM138 117V118H139ZM175 117V116H174ZM2 118V117H1ZM0 118V119H1ZM19 118V117H18ZM22 118V117H21ZM33 118V117H32ZM70 118V117H69ZM94 118H95V116H94ZM102 118V117H101ZM138 118H136V120L138 119ZM158 118V117H157ZM167 118H170V116L169 117H167ZM166 118V119H167ZM172 118V117H171ZM34 119V120H35ZM107 119H109L108 121H107ZM115 120H116V118H114ZM126 119H127V116H126ZM129 119V118H128ZM133 120H135L134 118H132ZM146 120V118H145V116L143 117V118H141V120ZM148 119H149V115H148ZM166 119H165V124H166ZM16 121H17V117H16V119H15ZM30 120H31V118H30ZM52 120V119H51ZM75 120V119H74ZM98 120V119H97ZM103 120V119H102ZM101 120V121H102ZM119 120V119H118ZM117 120V121H118ZM121 120V119H120ZM125 120V119H124ZM124 120H122V121H124ZM131 120V119H130ZM133 120H131L130 122H131V124L133 123V125L135 124L134 123V121ZM136 120H135V122H136ZM139 120V119H138ZM137 120V121H138ZM170 120H172V119H170ZM4 121V120H3ZM22 121V120H21ZM25 121H27V120H25ZM33 121V120H32ZM36 121V120H35ZM34 121V122H35ZM46 121V120H45ZM114 121V120H113ZM126 121V120H125ZM150 121V120H149ZM6 121H4L3 122V124L5 123ZM20 122V121H19ZM48 124H49V122H50V120L48 121H46ZM53 122V121H52ZM120 122V121H119ZM143 122V121H142ZM164 122V121H163ZM18 123V122H17ZM23 123V122H22ZM27 123V122H26ZM32 123V122H31ZM47 123H46V127H52L53 128V125L51 124V125H47ZM55 123V122H54ZM100 123V122H99ZM101 123H103V121L101 122ZM126 123V122H125ZM136 123H138V122H136ZM139 123H141V122H139ZM138 123V124H139ZM162 123V122H161ZM3 124H2V120H1V122H0V130H2V129H6L4 126H3ZM14 124V123H13ZM24 124V126H25V122L23 123ZM22 124V125H23ZM105 124V125H106ZM115 124H117L116 122H115ZM114 124V122H113V125H115ZM119 124V123H118ZM122 125H123V123H121ZM121 124H119V125H121ZM156 124V123H155ZM158 124V123H157ZM160 124V123H159ZM165 124H164V126H165ZM9 125V124H8ZM8 125L6 126L7 127V129H9V130H11V128H12V130L10 131V133H9V130H8V133L9 134H11V135H9V136H12V135H16L15 134V132L13 131L14 130V125H12L11 124V128H8ZM17 125H19V123L17 124ZM45 125V124H44ZM43 125V126H44ZM78 125H79V123H78ZM102 125V124H101ZM125 125V124H124ZM137 125V124H136ZM162 125H163V123H162ZM42 126V127H43ZM55 126H57V124H55ZM76 126V125H75ZM81 126V125H80ZM110 126V125H109ZM139 126V125H138ZM137 126V127H138ZM158 126V125H157ZM4 127V128H3ZM17 127V126H16ZM26 127V126H25ZM28 127V126H27ZM30 127V126H29ZM38 127V126H37ZM46 128L47 130H50V128ZM60 127V126H59ZM163 127V126H162ZM45 128V127H44ZM51 128V129H52ZM55 128V127H54ZM135 128V127H134ZM25 129V128H24ZM29 129V128H28ZM41 129V128H40ZM43 129V128H42ZM41 129V130H42ZM77 129V128H76ZM137 129V128H136ZM22 130H23V128H22ZM30 130V129H29ZM58 130H60V129H55L54 130V132H57ZM72 130V129H71ZM80 130V129H79ZM83 130V129H82ZM6 131V130H5ZM5 131H4V135L5 134H8L7 133V131H6V133H5ZM17 131V130H16ZM25 131V130H24ZM27 131V130H26ZM26 131H25V133H26ZM44 131V130H43ZM52 131L53 130H51V132L50 131H48V132H50V133H52ZM61 131H63V130H61ZM84 131V130H83ZM3 132V131H2ZM1 131H0V133H2ZM11 132H13V133H11ZM46 132V131H45ZM53 132V133H54ZM79 132V131H78ZM16 133H18V132H16ZM20 133V132H19ZM28 133V132H27ZM81 133V132H80ZM3 134V133H2ZM29 134V133H28ZM27 134V135H28ZM24 135V134H23ZM59 135H60V133H59ZM0 136H2V135H0ZM9 136H6V137H9ZM18 136V135H17ZM17 136H15V137H17ZM29 136V135H28ZM79 136V135H78ZM6 137H5V139H4V141H6L7 139H6ZM13 137V136H12ZM15 137H13V138H15ZM24 137H26L25 135H24ZM3 138V137H2ZM85 138V137H84ZM79 139V138H78ZM87 139H88V137H87ZM11 140V139H10ZM13 140V139H12ZM15 140V139H14ZM13 140V141H14ZM26 140H27V138H26ZM79 140H81V139H79ZM1 141H3V139L2 140H0V142ZM3 141V142H4ZM12 141V142H13ZM82 141V140H81ZM12 142H11V144H12ZM23 142H26L25 141V139H24V141ZM29 141H27L26 143H28ZM32 142V141H31ZM87 142V141H86ZM91 142V141H90ZM19 143V142H18ZM18 143H16L17 145H18ZM21 143V142H20ZM78 143V142H77ZM76 143V144H77ZM81 143V142H80ZM84 143H85V141H84ZM88 143V142H87ZM5 144V143H4ZM6 144H7V142H6ZM5 144V145H6ZM13 144H14V142H13ZM12 144V146H17L16 144H14L13 145ZM22 144V143H21ZM31 144V143H30ZM76 144H74V145H76ZM79 144V143H78ZM82 144V145H81ZM80 144V147L79 148H74V146H71V147H73L75 150H73L72 151V148L70 147V144L68 145L69 146V148H70V150H64L63 149V151H57L56 150V148H55V150L57 151H54L55 153H53V154H51L50 152L48 153V154H46V155H44V154H40V155H43V159L45 158V160H50L51 162H49V163H51V165H52V167H53V165L55 164V166H54V169H55V167H56V165H57V167L59 166H62V168H63V166L64 165H67L66 167H69V166H71L70 165V163H71V161L72 162H75L74 160L76 159H74V157H77V160L79 159L80 161H81V159H82V161H83V158H85V157H89L90 159H95V158H97V150L96 151H94L93 150V148H94V146H93V148H87V146L86 145H84L83 144V142ZM89 144V143H88ZM5 145H3V146H5ZM56 145V144H55ZM58 145V144H57ZM63 145V144H62ZM90 145V144H89ZM9 146V145H8ZM66 146V145H65ZM7 147V146H6ZM67 147V146H66ZM76 147V146H75ZM90 147H92V145L90 146ZM1 148H3V147H1ZM5 148V147H4ZM14 148V147H13ZM22 148V151L24 150L23 148H27V147H25V145H24V147L22 146V147H20L19 148V150ZM52 148V147H51ZM63 148V147H62ZM7 149V148H6ZM10 149V148H9ZM28 150H29V148H27ZM26 149V150H27ZM54 149V148H53ZM66 149H68V148H66ZM11 151H9L11 154H10V159H9V161H7V162H9V164H7V165H9V171L11 172H14L15 171V169L16 168H18L19 169V167H20V165L22 164V162H21V164L19 165V163H18V161L19 160H21V159H26L27 160V158H25L24 157V155H21L20 153H19V150L16 148V149H13V151H12V149H10ZM93 150V151H92ZM0 151H2V150H0ZM35 151V150H34ZM42 151H44V150H42ZM42 151H41V153H42ZM52 151V150H51ZM4 152V151H3ZM5 152H6V150H5ZM96 152V153H95ZM100 152V151H99ZM8 153V152H7ZM7 153H6V155H7ZM24 152H22V154H23ZM38 153V152H37ZM40 153V152H39ZM46 153H47V151H46ZM1 154V153H0ZM97 154V155H96ZM31 155V154H30ZM39 155V156H40ZM75 155H77V156H75ZM5 156V155H4ZM74 156V157H73ZM81 156L83 157V158H81ZM36 157V156H35ZM73 157V158H72ZM79 157V158H78ZM4 158H6V156L4 157ZM31 158V157H30ZM29 158V159H30ZM40 158V157H39ZM72 158V159H71ZM2 159V158H1ZM28 159V160H29ZM31 159H33V158H31ZM38 159V158H37ZM42 159V160H43ZM6 160H7V158H6ZM89 160V159H88ZM87 160V161H88ZM3 161H5V160H2V162ZM81 161V162H82ZM90 161V160H89ZM93 161V160H92ZM24 162V161H23ZM29 162H30V160H29ZM38 162H39V160H38ZM77 162V161H76ZM81 162H79V163H81ZM85 162H86V159H85ZM95 162V161H94ZM17 163H18V165H17ZM41 164H42V161L40 162ZM46 163H47V161H46ZM79 163L77 164V165H79ZM96 163V162H95ZM34 164V163H33ZM45 164V163H44ZM68 164H69V166H68ZM72 164V163H71ZM99 164V163H98ZM0 165H2V164H0ZM23 165V164H22ZM38 165V164H37ZM40 165V164H39ZM38 165V166H39ZM43 165V164H42ZM41 165V166H42ZM81 165V164H80ZM79 165V166H80ZM83 165L84 166H86V164L85 163H83ZM6 166V165H5ZM17 166V167H16ZM19 166V167H18ZM27 166V165H26ZM31 166V165H30ZM29 166V167H30ZM46 166V165H45ZM50 166V165H49ZM73 166V165H72ZM75 166V165H74ZM73 166V167H74ZM0 167H3V166H0ZM23 167H24V165H23ZM44 167V166H43ZM65 167V166H64ZM82 167V166H81ZM92 167V166H91ZM5 168V170L6 169H8V168H6V167H4ZM25 168V167H24ZM31 168V167H30ZM83 168V167H82ZM86 168V167H85ZM2 169V168H1ZM0 169V170H1ZM18 169H16V170H18ZM22 169V168H21ZM20 169V170H21ZM56 169H58V168H56ZM64 169V168H63ZM67 169V168H66ZM92 169V168H91ZM4 171V170H3ZM91 171V170H90ZM93 172L95 171L94 169L92 170ZM21 172V171H20ZM42 173V171H39V173ZM7 173H9L8 171H7ZM15 173V172H14ZM38 173V172H37ZM98 173V172H97ZM17 174V172L15 173V175ZM34 174L35 173H33V175H32V177L34 176ZM144 174V173H143ZM146 174V173H145ZM1 175L2 176H6V175H3L2 174V170H1ZM8 175V174H7ZM13 175V174H12ZM12 175H10L11 177H12ZM14 175V176H15ZM18 175V174H17ZM16 175V176H17ZM91 175V174H90ZM93 175V174H92ZM21 176V175H20ZM37 176V175H36ZM41 176H42V174H41ZM96 176H97V174H96ZM108 176V175H107ZM110 176V175H109ZM19 177V176H18ZM38 177H40L39 175H38ZM95 177V176H94ZM101 177V176H100ZM8 178V177H7ZM14 178V177H13ZM31 178V177H30ZM42 178V177H41ZM96 178L97 177H95V180H96ZM103 178V177H102ZM101 178V179H102ZM105 178V177H104ZM103 178V179H104ZM1 179H3V178H1ZM15 179H17V178H15ZM35 179V178H34ZM38 179V178H37ZM36 179V180H37ZM98 180H96L97 182L99 181V179L100 178H97ZM102 179V180H103ZM108 179H111V178H108ZM20 180H23V178L22 179H20ZM27 180V179H26ZM33 179H31V181H32ZM91 180H93V178L91 179ZM102 180L100 181V182H102ZM129 180V179H128ZM6 181V180H5ZM17 181H18V179H17ZM29 181V180H28ZM30 181V182H31ZM86 181H87V179H86ZM104 181V180H103ZM107 181V180H106ZM131 181V180H130ZM22 182H24V181H22ZM44 181L42 180V179H40V181L37 183V181L35 182V180H34V184L35 185H33V186H35V188H34V190H36V194H37V198H38V200H39V198H41V199H45V200H47V199H52V197H51V195L53 196V193L51 194V189L49 188V187H46V184L45 183H43ZM99 182V183H100ZM31 183H33V181L31 182ZM96 183V182H95ZM131 183H132V181H131ZM10 184V183H9ZM101 184V183H100ZM107 184H108V181H107ZM85 185V184H84ZM90 185V184H89ZM97 185V184H96ZM104 185V184H103ZM132 185V184H131ZM134 185V184H133ZM2 186V185H1ZM93 186H94V184H93ZM85 187V186H84ZM84 187H83V189H84ZM87 187V186H86ZM89 187V189H90V187L92 188V185L91 186H88ZM61 188V187H60ZM71 188V187H70ZM70 188H69V190H70ZM2 189V188H1ZM65 189V188H64ZM83 189H82V191H83ZM89 189H87V190H89ZM166 189V188H165ZM172 189V188H171ZM54 190V189H53ZM52 190V191H53ZM66 190H68V189H66ZM168 190V189H167ZM56 191V190H55ZM55 191H53V192H55ZM63 191V194H65L64 193V191L65 190H62ZM61 191V192H62ZM71 191V190H70ZM84 191H85V189H84ZM66 192V191H65ZM69 192V191H68ZM72 192V191H71ZM70 192V193H71ZM56 193V192H55ZM54 193V194H55ZM59 193V192H58ZM169 193V192H168ZM168 193H165V196L168 194ZM66 194H68V193H66ZM65 194V195H66ZM73 194V193H72ZM170 194V193H169ZM60 194H58V196H59ZM61 196V195H60ZM60 196L58 197V199L60 198ZM67 196V195H66ZM73 196V195H72ZM55 199H56V201H57V198H56V194H55ZM68 197H69V195H68ZM157 197V196H156ZM61 198H63V197H61ZM144 198V197H143ZM131 199V198H130ZM141 199V198H140ZM162 199V198H161ZM163 199H165V198H163ZM42 200V201H43ZM44 200V201H45ZM48 200V201H49ZM54 200V199H53ZM129 200V199H128ZM142 200V199H141ZM145 200V199H144ZM149 200H151V199H149ZM170 200V199H169ZM41 201V202H42ZM54 202V201H53ZM138 204L139 203H141V204H145V203H143V202H141V201H139V200H137L136 201ZM135 202V203H136ZM152 202H153V200H152ZM163 202V201H162ZM162 202H161V204H162ZM166 202H167V200H166ZM47 203V202H46ZM148 203H150V201L148 202ZM163 203H165V202H163ZM152 204V203H151ZM168 204V203H167ZM171 204V203H170ZM49 205V204H48ZM50 205H53V203L51 204L50 203ZM134 205V204H133ZM154 206H155V204H153ZM152 205V206H153ZM165 205H166V203H165ZM130 206H132V205H130ZM139 206H141V205H139ZM146 206H147V204H146ZM145 206V207H146ZM159 206V205H158ZM134 207H136V206H134ZM137 207H138V205H137ZM165 207V206H164ZM14 208V207H13ZM160 208H162V207H160ZM167 209L169 208V207H166ZM171 208V207H170ZM0 210H2V209H0ZM5 210V209H4ZM12 210V209H11ZM9 210L10 212L9 213H11L12 211L14 212V219L15 218H17V217H15V215L17 214L16 213V211H14V210ZM169 210V209H168ZM0 212H2V211H0ZM4 212H2L0 215H4L3 214ZM16 213V214H15ZM19 214V213H18ZM11 215H12V213H11ZM4 217V216H3ZM8 217V216H7ZM13 217V216H12ZM20 217V216H19ZM5 218H6V216H5ZM2 219V218H1ZM11 219H13V218H11ZM34 219V218H33ZM8 220V219H7ZM36 220H38V219H36ZM130 220V219H129ZM16 221V220H15ZM14 221V222H15ZM19 221V220H18ZM18 221H16V222H18ZM13 222V223H14ZM34 222V221H33ZM37 222V221H36ZM86 222V221H85ZM7 223V222H6ZM8 223H9V220H8ZM11 223V222H10ZM18 224V223H17ZM11 225V224H10ZM19 225V224H18ZM85 225V224H84ZM1 226V225H0ZM23 226V225H22ZM38 226V225H37ZM18 228H19V226H17ZM30 227V226H29ZM36 227V226H35ZM5 228V227H4ZM7 228H9V227H7ZM11 228V227H10ZM34 228V227H33ZM17 229V228H16ZM15 229V230H16ZM39 229V228H38ZM37 229V230H38ZM0 230H3V229H0ZM11 230V229H10ZM5 230H3V232H4ZM7 231V230H6ZM32 232V231H31ZM34 232H35V230H34ZM53 232V231H52ZM55 232V231H54ZM60 232V231H59ZM49 233H51V232H49ZM48 234V233H47ZM57 234H59V233H57ZM56 234V235H57ZM64 234V233H63ZM68 234V233H67ZM48 235H50V234H48ZM52 235V234H51ZM60 236V235H59ZM67 236V235H66ZM53 237H54V235H53ZM56 237V236H55ZM64 238V237H63ZM69 238H66V239H64V240H68ZM70 239H72L71 237H70ZM59 240V239H58ZM63 240V239H62ZM64 242V241H63ZM67 242H69V241H67ZM179 242H181L180 243V245H179V247H180V249H182L183 248V246H184V244H183V240L181 241L180 239H179ZM66 243V242H65ZM61 244H62V242H61ZM70 244V243H69ZM68 245V243L65 245V246H67ZM64 246V247H65ZM70 246V245H69ZM68 247V246H67ZM69 248V247H68ZM65 249V248H64ZM71 250V249H70ZM160 260V259H159ZM163 261H164V259H163ZM159 262V261H158ZM165 262V261H164ZM160 263V262H159ZM162 264H163V262H162ZM166 264V263H165Z\"/></svg>",
    "mask_w": 264,
    "mask_h": 264
}]
</instances>
